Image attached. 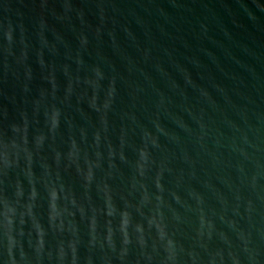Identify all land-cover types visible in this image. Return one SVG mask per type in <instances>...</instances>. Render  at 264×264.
<instances>
[{
    "label": "water",
    "instance_id": "95a60500",
    "mask_svg": "<svg viewBox=\"0 0 264 264\" xmlns=\"http://www.w3.org/2000/svg\"><path fill=\"white\" fill-rule=\"evenodd\" d=\"M0 264H264V0H0Z\"/></svg>",
    "mask_w": 264,
    "mask_h": 264
}]
</instances>
